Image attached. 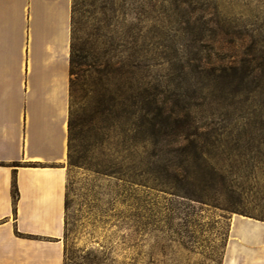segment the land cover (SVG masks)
<instances>
[{
  "label": "rangeland",
  "instance_id": "374dc122",
  "mask_svg": "<svg viewBox=\"0 0 264 264\" xmlns=\"http://www.w3.org/2000/svg\"><path fill=\"white\" fill-rule=\"evenodd\" d=\"M76 1L72 77L80 130L75 143L83 158L73 164L66 160L65 264H264V235L253 246L236 234L230 237L237 219L264 226V0H206L217 4L208 17L230 25L236 41H247L249 33L256 41L254 58L247 57L230 76L246 77L237 91L222 90V82L209 78L208 65L168 63L156 54L140 64L122 62L118 34L124 27L119 17L111 18L100 7L107 0ZM80 48L88 53L85 59ZM227 49L234 55L242 51ZM201 53L212 56L213 51ZM111 54L114 58L105 66ZM92 56L98 60L92 62ZM83 60L91 65L79 64ZM141 96L149 111L144 159L177 160L174 146L165 144L186 129L187 124L174 119L186 111L183 118L203 132V158L226 176L225 189L215 193L217 203L161 190L152 186L151 175L149 183L145 174L121 179L120 171L133 175L143 168L135 161L143 146L139 120L132 114L142 105ZM164 104L172 118L163 124L158 109ZM129 152L134 160L126 164L122 159ZM97 162L114 170L124 165V170L96 173L89 163ZM129 164L136 167L129 171ZM244 247L257 250L258 256L234 258Z\"/></svg>",
  "mask_w": 264,
  "mask_h": 264
},
{
  "label": "crops",
  "instance_id": "0c3cea01",
  "mask_svg": "<svg viewBox=\"0 0 264 264\" xmlns=\"http://www.w3.org/2000/svg\"><path fill=\"white\" fill-rule=\"evenodd\" d=\"M70 14L71 0H0V264H65ZM230 234L253 246L264 226Z\"/></svg>",
  "mask_w": 264,
  "mask_h": 264
},
{
  "label": "trees",
  "instance_id": "16d2710c",
  "mask_svg": "<svg viewBox=\"0 0 264 264\" xmlns=\"http://www.w3.org/2000/svg\"><path fill=\"white\" fill-rule=\"evenodd\" d=\"M102 6L107 9L111 18L119 17L121 25L124 27L118 34V42L123 46L122 62L126 63H143L152 59L155 54L166 62L180 61L184 65H208L210 66L209 77L211 80L222 82V90H240L241 85L245 81L244 76L230 77L235 75V67L246 60L247 57L254 58V45L256 41L254 36L249 33L247 41L238 39L231 35L233 29L230 25L222 22L216 16L212 15L211 9H216L217 4L213 1L206 0H107ZM76 0H71L70 14V65H69V115L67 121V160L69 164L81 162L82 155H79V150L76 147V138L79 137V121L76 118L74 105V80L72 75L75 48L73 45V34ZM90 4H94L93 2ZM216 12V11H215ZM127 23V24H124ZM105 25H108L107 23ZM110 30V29H109ZM114 31V28L111 29ZM230 36V37H229ZM238 46L242 48L239 54H228L227 48ZM115 49L114 47H111ZM160 48V49H158ZM78 50V49H77ZM81 58L85 59L88 53L84 52L83 48ZM155 53V51H157ZM213 51L212 56L209 54L203 55L201 51ZM78 56V54H77ZM80 56V54H79ZM92 62L98 60L92 56ZM114 58L111 54L105 61V66H109L110 59ZM223 61L226 64L223 65ZM79 64L90 66L91 63L81 61ZM231 71V73H229ZM105 72H108L106 70ZM111 84L110 80L107 85ZM142 105L137 106L132 114L139 120V137L143 149L141 156L135 159L136 164L142 166L141 173L126 175L119 170L111 169V166L101 163H89L96 173L113 174L120 171L123 180H136L135 175H146L145 182L149 183V175L152 176V186L161 190L168 191L173 195L185 197L188 199L197 200L200 202L209 201L217 203L216 195L220 194L225 189L226 176L221 172L216 163L207 158H203L205 153L204 144L200 141L203 132L199 130V126H195L193 121L184 119L188 117L185 111L182 114L177 113L174 119L182 124H187L186 129H182L176 134L172 142L166 143L165 146L172 145L173 151L177 153V160H159L152 161L145 158L147 135L145 133L147 113L149 112L144 97L141 96ZM145 101V102H144ZM166 104L159 107L158 112L164 114L162 123L169 121L171 112ZM171 111V110H170ZM111 112V111H110ZM132 146L124 147L125 151H129ZM156 154V153H155ZM108 157V156H107ZM127 163L133 162L132 154L127 153ZM111 163V159H106ZM129 161V162H128ZM101 164V165H100ZM152 166L150 167V165ZM102 166V167H101ZM129 171L134 167L133 164L125 166ZM154 168V169H153ZM124 170V168H123ZM151 180V179H150ZM214 191V192H213ZM212 192V193H211ZM12 200L15 205L17 198V189L15 183L12 185ZM67 194L65 196V220H64V236L67 226Z\"/></svg>",
  "mask_w": 264,
  "mask_h": 264
}]
</instances>
